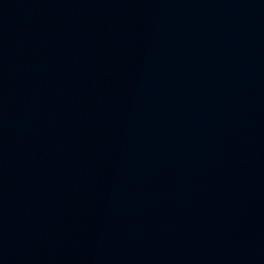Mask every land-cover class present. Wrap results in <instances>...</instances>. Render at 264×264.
<instances>
[{
	"label": "water",
	"instance_id": "95a60500",
	"mask_svg": "<svg viewBox=\"0 0 264 264\" xmlns=\"http://www.w3.org/2000/svg\"><path fill=\"white\" fill-rule=\"evenodd\" d=\"M0 264H264V0H0Z\"/></svg>",
	"mask_w": 264,
	"mask_h": 264
}]
</instances>
